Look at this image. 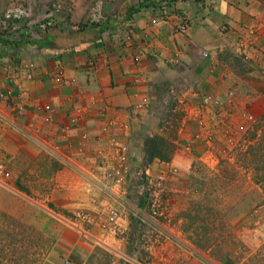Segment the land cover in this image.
Instances as JSON below:
<instances>
[{"label":"crops","instance_id":"obj_1","mask_svg":"<svg viewBox=\"0 0 264 264\" xmlns=\"http://www.w3.org/2000/svg\"><path fill=\"white\" fill-rule=\"evenodd\" d=\"M13 1L0 3V18L23 6ZM75 4L70 20L62 15L48 30L36 26L34 32L13 39L0 35V93L10 95L0 100V113L22 128L30 123L40 127L58 147L70 149L78 167H92L98 149L109 153L103 135L113 121L124 127L122 134L137 156L131 164L136 171L147 141L173 139L168 129L179 117L169 161L153 159L149 166L138 168L151 173L158 166L176 165L184 171L189 158L201 154L193 140L197 125L191 120L200 95L221 99L217 109L201 112L206 128L215 135L223 128L221 120L246 115L264 119V73L241 61L232 33L255 28L258 50L264 55V0H100L98 7L92 0H77ZM98 15V21L83 20ZM183 22L187 29L175 33ZM140 51V61L133 62ZM22 64L34 65L33 79L17 74L9 83L3 68ZM59 70L74 82L53 83L51 76ZM45 105L51 106V123L45 122ZM77 106L85 109L83 117L69 124L68 116ZM165 108L168 113L160 116ZM85 134L86 151L80 141ZM190 144L188 153L184 148ZM22 160L31 162L27 164L34 168L37 185L47 182L46 200L54 208L20 190L24 179L15 172L23 168ZM42 170L51 175L41 177ZM133 180L131 176L125 185L105 191L60 166L18 131L4 124L0 128V210L29 221L53 241L52 259L45 264H86L96 244L114 256L111 264H200L174 242L145 241L143 256L130 252V223L141 220V209L131 194ZM111 211L117 213L114 221H109ZM77 212L90 214L92 221H77Z\"/></svg>","mask_w":264,"mask_h":264},{"label":"rangeland","instance_id":"obj_2","mask_svg":"<svg viewBox=\"0 0 264 264\" xmlns=\"http://www.w3.org/2000/svg\"><path fill=\"white\" fill-rule=\"evenodd\" d=\"M76 1L19 0L23 6L20 5L15 14L0 18V35L13 39L19 38L22 32L31 30L34 32L36 26L48 30L53 21L62 19V15L69 16V20L74 16ZM99 1L92 0L96 6ZM9 2L11 3V0H0L2 6L8 5ZM13 3H16L15 0ZM89 18L91 20L88 18L83 20L92 23L101 17L98 15ZM9 21L16 22L19 30L16 32L10 30L11 26L7 25ZM161 112L160 116H163L164 113H168V109L165 108ZM178 118L168 129L169 136L173 139L178 128ZM263 120H254L247 115L241 119L221 120L219 126L222 125L223 128L219 129L220 132L216 135L214 132L210 133V140L199 147L201 154L189 158V164L184 171L179 166L166 167L163 164L162 169L158 166L153 168L154 171L151 173H146L143 168H138L149 166L150 163H145V157L139 163L136 162V171L141 169L143 173L141 177L136 176L133 180L132 185L135 189L131 194L141 209V213L139 212L141 220L134 219L130 223L131 232L128 235L130 252H138L143 256L145 251L142 245L145 241L151 244L162 240L184 246L190 257L200 261V264H258V261H263L264 143L262 148L255 152V157L247 156L243 159L239 155L248 150V145L256 146L257 142H264L263 128L258 127L255 130L257 124L263 126ZM234 125H237L235 129ZM252 131L256 133L255 139L248 141ZM173 139L164 141L160 137H155L150 140L160 154L172 156L175 149ZM149 144H146L147 147ZM21 162L23 168L15 172L24 179L20 190H24L30 198L42 202L45 207L54 208L48 199L46 200L50 188L44 184L47 182L37 185L33 178L34 168L27 164L31 162L24 160ZM173 168L178 169L176 174ZM48 175L51 174L42 170L41 177L46 178ZM199 186L208 192L212 186L213 192L210 195L207 193L204 197L198 190ZM206 208L212 210L210 213L221 216L223 226L215 229L221 233L226 232L223 234L227 239L224 250H215L213 255L197 250L199 247H205L206 242L193 235ZM187 215L190 218L197 216L195 220H198V223H186L184 216ZM67 218L65 219L69 221ZM53 246V241L38 232L29 221L23 222L19 217L0 210V252L5 257L2 264H45L47 260L52 259ZM95 246L86 264H111L114 256L100 245Z\"/></svg>","mask_w":264,"mask_h":264},{"label":"built area","instance_id":"obj_3","mask_svg":"<svg viewBox=\"0 0 264 264\" xmlns=\"http://www.w3.org/2000/svg\"><path fill=\"white\" fill-rule=\"evenodd\" d=\"M5 24V22H3ZM7 25L11 26L10 30L16 32L19 30L16 22H8ZM5 27V25H3ZM187 29L186 23H181L177 26L175 33L181 34ZM235 34L234 40V48L235 52L239 55L242 62L246 64L256 65L258 70L264 73V55L258 50L257 46V33L255 28L248 29L245 33H240V31H232ZM246 35V36H242ZM140 53L132 58L133 62L138 63L140 61ZM33 69L34 65L32 64H22L17 69H13L11 67L3 68V72L6 74V78L9 83H13L15 81L16 75L21 74L25 80L31 81L33 79ZM52 82L55 84H72L74 80L65 79L62 75V71H56L51 76ZM15 84V83H14ZM17 88H20L19 84H15ZM9 93H0V100L9 99ZM146 104V99H143L142 104ZM221 99L218 96L204 94L200 95L198 99V104L196 107L197 114H193L192 122L197 125V132L195 133L193 140L197 141V144L202 145L207 143L211 134L210 131L205 126V121L202 120L201 112L204 109H208L209 107L218 108L221 106ZM139 105L138 107L142 106ZM44 112H46L45 122H52V109L50 105H45L42 107ZM85 109L82 107H74L72 112L68 116L69 124H75L80 121L83 117ZM6 125L11 127L12 129L21 133L28 141L36 144L41 151H43L47 156H49L52 160L56 161L60 166L69 167L73 169V171L81 174L82 176L91 180L92 183L99 185L103 190H108V186H118L121 187L125 185L128 179L132 177L142 176L143 171L141 169L137 171H133L132 169V161L136 159V154L130 149L125 136H123L122 132L124 131V127L121 124L115 123L113 121L107 124V128L104 129L103 137H106L107 148L110 150L107 154L105 149H98L95 152V164L90 168H80L75 164L74 154L70 153L66 149L57 146L56 140L54 138H49L48 135L43 134L41 128L35 125L34 123H30L26 126V128H22L8 118H5V115L0 113V128L2 125ZM65 130V129H64ZM87 140L86 134L81 136V143L85 144ZM85 149L87 148V144L82 145ZM185 151L190 152L191 144L187 145ZM89 154V153H88ZM102 156H108V158H103ZM89 157V155H88ZM100 159H103L100 160ZM96 165V166H95ZM137 169V168H134ZM173 172L176 174L178 172L177 168H173ZM152 182V180H150ZM78 221L82 223H90L92 218L90 214L84 212H77L75 215ZM109 221H114V218L117 217V213L115 211H111L109 213ZM64 264H69L66 261Z\"/></svg>","mask_w":264,"mask_h":264},{"label":"trees","instance_id":"obj_4","mask_svg":"<svg viewBox=\"0 0 264 264\" xmlns=\"http://www.w3.org/2000/svg\"><path fill=\"white\" fill-rule=\"evenodd\" d=\"M258 127H262L263 128L262 130L264 133V123H263V126L257 124L255 127V130H257ZM250 135L251 136L248 137V141H253V139H255V136H256L255 131H252ZM263 136H264V134H263ZM147 143L148 144L150 143L148 145V147L146 145ZM147 143L145 144L146 145V152H145V159H146L145 163L146 164L150 163L153 159H159L161 161H166V162L169 161L171 155L163 156L162 154H160V152H158L154 148V146L152 145L153 141L148 140ZM257 143H256V146H255V144L254 145L253 144L248 145V147H247L248 150L245 153H242L239 155L243 159L247 156H251V157L254 156L255 157V152H258V150H260V148H262V145L264 142L260 141ZM199 185H200V183H199ZM197 186H198V183H197ZM198 190L200 193L203 194L204 197L206 196L207 193H209V195H210L213 192L212 186H211L212 191L209 190V192H208V190L203 189L201 186H199ZM205 211L206 212L203 214V217L199 218V219H201V220H199L200 223H198V220L197 221L195 220L197 218V216H192L190 218V216L187 215V216H184V220L186 223L189 222L190 224H196V223L199 224L196 232H194L193 235L196 238L199 236L200 239H203L206 242V246L205 247L204 246L199 247L197 250H199V251L203 250L204 252H208V254L213 255V251H215V250H219V249L224 250L225 243H226L227 239L225 237H223L224 236L223 234H225L226 232L221 233L219 230H217V229H220V226H223V221L220 220L221 216L217 213H215V214L210 213V211H212V210L207 209V208L205 209ZM207 211H208V214H207ZM216 227H217V229H215ZM198 230H200V232ZM262 248L264 249V244H263ZM3 260H5V257L2 254V252H0V264H2ZM204 261H207V260H204ZM207 262H209V261H207ZM257 263L258 264H264V259H263V261L260 260Z\"/></svg>","mask_w":264,"mask_h":264}]
</instances>
